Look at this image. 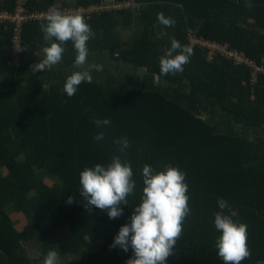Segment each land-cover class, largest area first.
<instances>
[{
  "label": "trees",
  "instance_id": "16d2710c",
  "mask_svg": "<svg viewBox=\"0 0 264 264\" xmlns=\"http://www.w3.org/2000/svg\"><path fill=\"white\" fill-rule=\"evenodd\" d=\"M132 1L134 7L82 15L91 29L86 44L92 50L119 48L124 61L155 77L158 58L172 39L190 46L193 53L183 71L160 76L164 85L92 80L81 82L71 97L62 90L63 80L46 87L41 81L26 82L21 75L12 77L9 88L0 86V264H40L50 249L70 254L64 264H125L131 249L124 252L109 245L140 202L144 164L157 170L175 166L185 173L188 185L190 212L167 264H224L214 247L218 232L213 213L219 210V197L238 211L234 219L247 225L250 255L240 264H264V137L226 129L216 114L203 116L189 99L208 95L219 101L218 109L224 112L219 117L228 115L243 129L263 126L264 74L252 82L247 66L221 55L208 60L205 50L192 47L188 38L193 32L227 42L259 62L264 56V0H250L251 7L246 0ZM99 2L73 4L88 7ZM26 5L32 10L70 7L68 0H26ZM14 6L15 0H0V9ZM158 13L175 24H160ZM134 17L142 26L133 29L129 39H121L118 19L127 25ZM43 22L23 24L20 66L27 50L46 45ZM11 33L12 24L0 22V65L10 58ZM64 48L61 61L72 65V42L66 41ZM105 117L111 124L97 128L93 118ZM98 131L104 138L94 141ZM118 137L129 141L123 152L114 143ZM113 155L131 164L136 186L128 204L121 205L122 215L109 219L106 212L83 202L78 176L84 167L107 164ZM41 169L58 180L43 179L37 172ZM70 195L72 203L67 202ZM9 208L24 216L21 229L15 227ZM36 235L40 246L34 260L26 243Z\"/></svg>",
  "mask_w": 264,
  "mask_h": 264
},
{
  "label": "clouds",
  "instance_id": "9594fccd",
  "mask_svg": "<svg viewBox=\"0 0 264 264\" xmlns=\"http://www.w3.org/2000/svg\"><path fill=\"white\" fill-rule=\"evenodd\" d=\"M251 7L250 0H246ZM41 23L43 46L36 55L38 62L31 65V70L43 71L47 67L56 65L65 51L66 41L72 42L75 50L74 65L78 70L67 75L63 85V92L71 97L81 82L91 83L90 65L86 66L88 57L87 40L90 37V25L79 13L65 14L52 7ZM157 20L165 26H172L175 20L163 13L157 14ZM193 49L172 39L170 45L159 56V74L156 79L167 74L183 71V66L189 61ZM97 128L109 126L108 118H93ZM104 138V132L98 131L93 140ZM114 143L123 152L129 146L126 137H118ZM142 180V195L140 202L133 206V211L114 235L110 248L118 247L124 252L131 249V256L125 264H167L169 257L182 233V222L189 214L185 173L172 165H164L160 170L149 164H144L140 170ZM79 195L90 208L95 206L106 212L109 219L122 215L121 205L128 204L127 197L136 186L133 179L131 164L122 160L119 155H113L107 164L96 163L91 167H84L78 176ZM73 197H67L72 203ZM218 211L213 213V224L218 232L214 240V247L218 257L224 264H240L250 255L247 246V225L235 220L238 211L226 199L219 197L216 201ZM40 264H60V254L50 249L43 255Z\"/></svg>",
  "mask_w": 264,
  "mask_h": 264
},
{
  "label": "crops",
  "instance_id": "0c3cea01",
  "mask_svg": "<svg viewBox=\"0 0 264 264\" xmlns=\"http://www.w3.org/2000/svg\"><path fill=\"white\" fill-rule=\"evenodd\" d=\"M62 1L63 0H56V3H60ZM68 1V6L71 7L74 5L73 2L75 0ZM104 2L107 3L108 0H100L99 3ZM93 5L94 4H90L88 5V7H91ZM134 5H136V3H134ZM117 23V35L124 40L131 37L133 29L142 26V24L137 20L136 17L133 18L132 23L127 25H124V23H122L119 19ZM39 50L40 49H30L26 54V60L24 61L22 66H19L17 69L14 66L9 65L8 63L0 65V86L9 88V82L12 80V77L22 75L25 77L26 82L41 81L46 87H48L52 82L61 80L64 81L67 75L71 74L73 71L78 70L74 63L72 65H68L60 60L56 65L47 67L43 71L37 70L36 72H33L31 70V65L35 64L40 59V57L36 55V52ZM87 65L91 66L90 72L93 78L92 80L95 81L113 85L122 83L132 85V83H134L133 85L135 86L143 87H145L146 85H149L150 87H160L161 85H164V82H162L160 78L159 80H157L155 76H152L150 75V73L146 72L144 68H139L131 63L124 61L121 49L119 48L92 50L88 47L86 66ZM196 109L200 110V108ZM220 122L221 124H223V120H220ZM229 125L232 126L231 129H233L236 133L244 132L249 136L264 137V125L254 128H245L243 129V131L241 129L237 130V126L232 123ZM8 213L12 217L15 227L17 229H21L25 222L24 216L21 213L14 211L12 208H9ZM37 237V235L34 236L26 243L27 253L34 260L38 258L40 246V238L38 237V239ZM92 247L93 246H90V248ZM58 253L60 254V264H64L71 257L70 254L66 252L58 251Z\"/></svg>",
  "mask_w": 264,
  "mask_h": 264
},
{
  "label": "built area",
  "instance_id": "2783aa9c",
  "mask_svg": "<svg viewBox=\"0 0 264 264\" xmlns=\"http://www.w3.org/2000/svg\"><path fill=\"white\" fill-rule=\"evenodd\" d=\"M135 2L124 1L119 2L116 0H110L109 4L99 3L91 7H84L81 5H73L71 7L57 8L62 13L72 14L79 13L85 17L90 16L92 12L134 7ZM51 8L46 10H32L27 7L26 0H15V6L13 9H0V22L7 25L12 24L11 33V55L8 60V64L14 67H19L21 53L23 52L22 45V26L27 21L44 20L46 14ZM190 45L193 47L198 46L205 50L206 58L208 60L214 58L217 55H221L227 59L232 60L235 64H244L250 69V80L253 82L259 73L264 74V56L260 61H255L249 58L245 53L239 49L229 47L227 42H220L217 40L208 39L202 36H198L193 32L188 34Z\"/></svg>",
  "mask_w": 264,
  "mask_h": 264
},
{
  "label": "rangeland",
  "instance_id": "374dc122",
  "mask_svg": "<svg viewBox=\"0 0 264 264\" xmlns=\"http://www.w3.org/2000/svg\"><path fill=\"white\" fill-rule=\"evenodd\" d=\"M27 51H29V50H27ZM15 68L17 69L18 67L16 66ZM132 84H134V83H132ZM178 90L183 92V88H178ZM168 91H171V89H168ZM174 97L175 98H177V97L179 98V95H174ZM197 98H195V100H193L192 96L189 97L190 101L192 102L191 106L193 108L195 106L200 108V111L203 112V114L201 113L203 116H207V115H210V114H214V115L216 114L217 118L219 119V122H220V120H223V124H224V126H226V129L229 128V124H231V123L234 124V122L229 118L228 115H226L225 117H219V114L223 113L222 115H224V112L222 110L219 111L218 106H217V104L215 102V98H206L205 96H200V97H197ZM200 105H201V107H200ZM236 126H237V130L241 129L243 131L242 125L241 126L236 125ZM251 128H254V127H251ZM241 134H242V132H241ZM37 172L45 180H48V181H50L49 179H51V181H57L58 180L56 176L46 172L43 169L38 170Z\"/></svg>",
  "mask_w": 264,
  "mask_h": 264
},
{
  "label": "water",
  "instance_id": "95a60500",
  "mask_svg": "<svg viewBox=\"0 0 264 264\" xmlns=\"http://www.w3.org/2000/svg\"><path fill=\"white\" fill-rule=\"evenodd\" d=\"M205 96L209 97L208 95H205ZM192 97H193V100H195V98H197L198 96L197 95H193ZM215 102H216L217 105L219 104V101L217 99H215ZM229 128H232V127H229Z\"/></svg>",
  "mask_w": 264,
  "mask_h": 264
}]
</instances>
